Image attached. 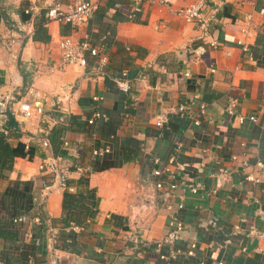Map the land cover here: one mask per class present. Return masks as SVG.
Segmentation results:
<instances>
[{
	"label": "crops",
	"instance_id": "1",
	"mask_svg": "<svg viewBox=\"0 0 264 264\" xmlns=\"http://www.w3.org/2000/svg\"><path fill=\"white\" fill-rule=\"evenodd\" d=\"M192 1L99 0L87 24L75 30L46 15L74 0H0V24L28 32L20 44L0 48V88L14 99L45 104L42 115L24 118L17 109L12 122L7 115L0 118L5 146L21 142L32 152L11 161L0 155V230L17 227L24 243L34 247L23 263L19 245L0 237V264H264V215L258 212H264V167L257 166L264 162V0H202L205 30L175 12ZM68 34H86L98 53H87L85 66L49 72L59 57L58 41ZM214 38L217 47L209 44ZM101 55L107 59L97 68ZM124 70L132 83L127 93L115 83ZM94 95L103 98L95 101ZM230 98L238 100L242 119L226 113ZM182 103L190 118L171 113L159 129L155 116L161 109ZM202 104L204 113L198 114ZM62 107L68 110L61 122ZM95 110L106 119L88 124ZM63 139L70 147L64 156L81 168H70L69 192L83 195L89 207L86 215L78 212L80 222L71 219L68 225L62 220L67 190L42 168L49 156L62 153ZM105 146L108 151L92 154ZM150 155L172 159L170 173L154 175ZM242 159L249 164L245 169ZM218 165L229 173L216 175ZM246 171L260 181L246 180ZM157 180L177 187L157 189ZM190 182L205 191L190 192L184 186ZM23 213L46 220L33 226L35 237L24 235L25 224L11 222ZM172 215L184 225L178 246L195 243L194 256L164 260L154 250ZM211 216L216 231L204 228ZM71 223L79 229H70ZM69 230L75 232L74 251L58 246ZM232 232L231 245L209 246ZM140 241L146 248H139Z\"/></svg>",
	"mask_w": 264,
	"mask_h": 264
},
{
	"label": "built area",
	"instance_id": "2",
	"mask_svg": "<svg viewBox=\"0 0 264 264\" xmlns=\"http://www.w3.org/2000/svg\"><path fill=\"white\" fill-rule=\"evenodd\" d=\"M99 0H74L73 4L69 6L67 9H61L58 5H55L53 8L48 10L46 13L47 17L50 19H55L61 24H66L77 30L79 27L84 26L87 24L90 17L93 15L95 9L97 8ZM138 9V7L136 8ZM204 2L202 0H196L184 5L175 10L176 14L181 16L186 22L196 23L200 28L205 30L208 25V21L204 16ZM264 9H260V13H263ZM248 20L251 18V14L247 15ZM28 34L27 31L14 30L4 25L0 24V48L6 47L11 48L15 45L20 44L24 39L25 36ZM242 44V47L246 49L244 43L239 41ZM213 47H217L220 42L214 38L209 43ZM58 50H59V57L55 65H51L48 67L49 72H54L55 70L64 69L68 65H77L79 67L85 66L87 63L86 54L89 53L90 55H96L98 53V49L94 46L88 36L84 34L83 36H76L72 34L62 35L58 41ZM106 55H101L99 64L97 68H100L101 65L106 61ZM126 71H122L120 77L115 78V83L119 90L124 93L130 91L132 87V83L126 77ZM184 76L188 77L189 72L185 71ZM103 97L100 95L92 96V99L95 101L101 100ZM16 105V106H15ZM238 105V100L235 98H230L228 105L226 107V113L230 116H237V118L242 119L243 116L236 112V107ZM18 109L22 117L29 118L33 115H42L45 114V104L40 99H32V100H24L21 101L20 99H14L11 91H5L0 88V118L5 117L7 112L11 110L14 112ZM205 109V105L202 104L199 107L198 114H203ZM67 108L62 107L60 108V115L58 116V121H66L67 119ZM171 113H176L180 116H187L190 118L192 113L188 109L186 104H177V105H167L161 109V111L155 116V123L158 128H162L166 125L169 119V115ZM129 113L125 112L124 117H128ZM96 118H104L106 119V114L95 110L87 119L88 124H92ZM251 120L256 121L255 116H250ZM193 123L198 124L199 121L193 118ZM62 153L57 155L49 156V161H45V164L42 165L44 170H49V172L53 173L55 179L54 183L56 186L67 190V191H74V187L68 183V175L70 172V168L81 169L75 161L68 159V157L64 156L65 154L70 151V147L68 145V141L63 139L62 141ZM105 151H108V147H100V148H93L92 154L93 155H101ZM232 161H236L238 159V155H231L230 158ZM149 160L153 164L152 173L156 176H160L163 173H170L169 165H172V159H168L167 162H163V160L155 155H150ZM248 163L246 160H240V166L244 169L248 167ZM179 169H182L181 165H177ZM257 166L264 167V162L258 161ZM229 173L228 168H225L222 165H218L215 171L216 175H226ZM244 178L246 180H250L251 182H258L260 181V177L255 175L252 171H246ZM184 184V183H183ZM157 189L160 190H172L177 187V184L174 182H164L162 180H157L155 183ZM184 186L192 193H197L200 191H205V188L201 184L197 183H185ZM166 190V192H168ZM213 191V190H212ZM259 214L262 216L264 212L259 209ZM14 222L17 224H25L24 227V235H27L29 238L35 237V231L33 226H41L42 224L46 223V220L41 218V215H36L35 217H29L26 214H19L14 218ZM70 229L78 230L79 226L71 223L69 225ZM206 231H216L218 229V222L215 216H211L204 227ZM238 229H234V232ZM234 232L231 233L228 237H226L222 242H215L210 241L209 246L211 247H225L227 245L232 244V235ZM249 232H255V229L251 227ZM56 235V231L52 230V238ZM258 236H262L263 233H258ZM132 240L136 242L134 236H132ZM184 240V225L180 219L176 216L172 215L170 220L168 221V227L165 231L164 235L154 243V250L158 253L160 259L170 260L176 259L180 255L184 254L187 256H194L195 255V243H191L189 247L186 249H182L178 246L180 241ZM147 243L145 241H140L139 248L144 249L146 248ZM240 249L242 251L245 250L244 246H241ZM200 264H204V261L201 260ZM33 264V263H32ZM217 264H224L223 261H217Z\"/></svg>",
	"mask_w": 264,
	"mask_h": 264
},
{
	"label": "trees",
	"instance_id": "3",
	"mask_svg": "<svg viewBox=\"0 0 264 264\" xmlns=\"http://www.w3.org/2000/svg\"><path fill=\"white\" fill-rule=\"evenodd\" d=\"M160 129V128H159ZM56 133H54L53 135L57 136V128H55L54 130ZM53 131V132H54ZM162 134L165 135L166 130L162 129L161 130ZM52 141L54 142V138L56 137H51ZM54 139V140H53ZM7 144H5V142L3 141V139L0 137V155H6L10 158V161L12 160L13 156H24L26 154L29 155V157H31V149L28 148L27 150L24 149V144L19 142L15 147H9V146H5ZM62 206H63V210H64V215L62 216V220L64 225H68L69 221L71 219H75L76 222H80L81 221V215H79V213L83 212V215H86L88 213L89 207L88 205L85 203V197L81 194L78 193H72L69 191H65L64 192V197H63V201H62ZM79 212V213H78ZM14 222V218H11V222ZM15 223V222H14ZM70 231V230H69ZM63 241L58 244V246H60V248H65V249H70L72 251H74L73 246L71 245V243L73 242V240H75V232L70 231L69 233H67V235H61ZM68 236V237H67ZM0 237H2L3 239H6L8 241H10L12 244H17L19 245V248L21 249V252H19V256L22 258L23 263L26 261V256L27 253L29 251V248H34L32 245H27L26 243H24V237L22 236V232H20V230L16 227H10L7 228L5 230H0ZM69 238L71 240V242H65V239ZM4 262H12V260L7 257L3 258Z\"/></svg>",
	"mask_w": 264,
	"mask_h": 264
},
{
	"label": "water",
	"instance_id": "4",
	"mask_svg": "<svg viewBox=\"0 0 264 264\" xmlns=\"http://www.w3.org/2000/svg\"><path fill=\"white\" fill-rule=\"evenodd\" d=\"M7 117L9 118V121L12 122V120H13V115H12L11 110H9V111L7 112Z\"/></svg>",
	"mask_w": 264,
	"mask_h": 264
}]
</instances>
